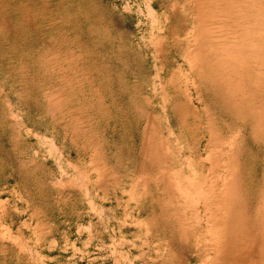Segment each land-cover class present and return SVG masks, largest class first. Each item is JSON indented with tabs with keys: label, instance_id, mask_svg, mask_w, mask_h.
Masks as SVG:
<instances>
[{
	"label": "rangeland",
	"instance_id": "374dc122",
	"mask_svg": "<svg viewBox=\"0 0 264 264\" xmlns=\"http://www.w3.org/2000/svg\"><path fill=\"white\" fill-rule=\"evenodd\" d=\"M0 264H264V0H0Z\"/></svg>",
	"mask_w": 264,
	"mask_h": 264
}]
</instances>
